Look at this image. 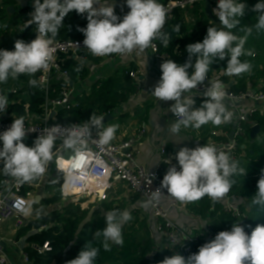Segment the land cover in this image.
Returning a JSON list of instances; mask_svg holds the SVG:
<instances>
[{
  "label": "clouds",
  "instance_id": "9594fccd",
  "mask_svg": "<svg viewBox=\"0 0 264 264\" xmlns=\"http://www.w3.org/2000/svg\"><path fill=\"white\" fill-rule=\"evenodd\" d=\"M94 5H100L99 8ZM130 11L119 17L115 13L114 0H34V12L31 19L24 23V29L35 25L36 37L31 42L16 40L14 50L0 49V83H6L11 77L21 75L34 76L38 71L47 70L54 61L56 49L52 46L66 16L73 10L87 16V26L79 28L83 33V45L94 56L126 54L135 50L143 51L155 39L168 47L171 37L162 31L166 23L167 10L158 0H126ZM247 5L240 0H218L213 13L220 24H210L202 42L186 46L188 60L179 64L167 59L161 64L162 75L151 95L158 101H174L170 111L175 120L169 126L173 135H178L181 127L200 129L211 123L215 126L230 123L233 113L226 107V86L219 79H210L209 86L203 92L206 99L200 107H195L193 90L209 79L210 66L216 61L227 58V67L220 70L222 75L240 76L250 73L252 65L240 60L241 56L254 55L245 49L253 28L257 32L264 30V0H259L252 11L258 14V21L253 26L240 28L243 36L233 32L241 25ZM176 25L174 31L179 32ZM193 57L195 62L193 64ZM146 63L144 64L145 73ZM189 69H192L189 74ZM30 87H38L36 79L29 80ZM9 104L8 98L0 94V113ZM103 115L92 114L80 129H73L63 136V146L71 150L68 158L54 152L55 142L61 138L60 126H54L46 135H39L33 146H27L25 120L21 116L13 119L11 126L0 133V162L6 176L16 178L22 183H31L43 177L51 162L54 161L58 171L63 173L64 188L69 192H80L83 174L81 169L87 155L85 134L91 135V129H97L100 144H109L114 138L118 125L105 127ZM180 170L175 165L168 168L160 188L153 193L158 199L162 189H166L181 202H196L205 196L219 202L231 189L234 175H246L239 161L219 150L213 144H204L196 148L182 147L176 153ZM165 164H170L166 159ZM257 192L252 196V204L264 206V170L257 182ZM147 207L145 203L143 205ZM18 209L25 215L30 214L31 204L25 206L23 201L17 203ZM132 219L129 210L112 209L105 213L106 227L97 230L93 238L103 237L105 251H110L109 241L117 246L123 245L122 227ZM207 225V224H205ZM99 254L96 247H85L78 256L67 264H94ZM159 264H264V225H257L251 234H247L240 223L232 224L231 230L220 231L211 242L199 247L198 252L187 258L180 254L165 257Z\"/></svg>",
  "mask_w": 264,
  "mask_h": 264
},
{
  "label": "built area",
  "instance_id": "2783aa9c",
  "mask_svg": "<svg viewBox=\"0 0 264 264\" xmlns=\"http://www.w3.org/2000/svg\"><path fill=\"white\" fill-rule=\"evenodd\" d=\"M34 2V0H27ZM43 2V0H41ZM196 4L209 5L212 16L213 8L218 4V0H177L170 1L164 7L167 10L166 22L172 18L175 9L182 11L195 6ZM219 20V19H218ZM84 36L78 39H68L63 41H53V47L56 49L54 61L50 63L47 70H41L36 73L38 85L43 89V99L38 105L31 102L28 92L21 91L16 84L9 83L4 85L0 83V94L8 98L9 104L3 113H0V133L6 131L12 124L13 119L24 117L25 129L27 131L23 142L27 146H33L34 140L39 135H46L48 130L54 126H60L62 136L55 142L54 152L58 156L68 158L72 155L71 150L63 146V136L70 131L82 128L87 121L75 122L70 125H61L57 123L56 115L60 109H70L74 106L73 96L75 93L74 82L71 81L67 71L62 70L61 56L78 58L82 52L89 51L83 45ZM158 43L152 42L150 46L152 53L156 58L166 60V56L158 52ZM11 51V50H9ZM130 77L135 78V73L130 72ZM209 79L193 90L194 95L203 96V92L209 86L210 79H218L213 74H208ZM66 80L68 87L65 88L59 97H50L48 94L51 81ZM223 82V81H221ZM72 83V86H70ZM228 88V84L223 82ZM246 91L241 93H230L227 90L225 99L226 107L233 113V125L225 130L224 128L210 129L205 135V144H213L219 150L228 153L232 159L242 162L245 157V150L248 148L251 131L257 123L252 122L251 118L256 112L263 113L264 107L257 108L255 104L264 103V84L259 89L254 88L249 81H246ZM30 99V100H29ZM251 101L253 107L248 109H239V105ZM22 105L21 111L10 110L11 105ZM176 119V118H175ZM231 133L233 135L231 136ZM145 135V129H141L133 135L117 136L109 144H100L97 129H91V135L85 134L84 139L87 143V155L81 169L75 170L78 174H83L80 184V192H69L64 188L63 173L58 171L55 159L51 162L43 177L31 183L19 182L16 178L6 176L0 162V264H14L8 254L5 252L4 243L6 242L1 230L4 226L13 222L15 230L28 224L29 216L21 212L17 203L23 201L25 206L36 205L35 198L42 197L41 202L45 204L48 198L55 196L60 197L61 201L71 203L76 206L89 207L97 202H104L119 184H124L135 196L147 202L154 217L160 223V229L164 239L173 254H180L187 258L190 254L198 252V247L202 246L205 240L215 236L208 230L205 234L193 235L186 228L175 223L170 216L173 209H185L187 202H181L170 194L166 189H162L158 199L153 198V193L160 188L164 175L169 167L175 165L180 170L178 162L172 159L168 147L163 144L159 151L160 164L154 170L145 169L138 161L139 152L137 145ZM2 148V141H0ZM168 159L170 164H165ZM260 178V176H259ZM224 209L226 212H232L235 216L240 217L238 206H235L229 196V192L223 197ZM47 229L42 226L40 230ZM33 230L32 232H34ZM16 242L15 245H18ZM39 254H48L51 247L48 243L41 246H35ZM21 258L24 264H31L28 255L23 251Z\"/></svg>",
  "mask_w": 264,
  "mask_h": 264
},
{
  "label": "trees",
  "instance_id": "16d2710c",
  "mask_svg": "<svg viewBox=\"0 0 264 264\" xmlns=\"http://www.w3.org/2000/svg\"><path fill=\"white\" fill-rule=\"evenodd\" d=\"M177 0H158L163 6L168 2ZM18 4L17 0H4L3 6H0V26L4 23L8 14L7 6L12 7ZM197 8V7H196ZM34 12L33 5H25L20 8L19 15L22 20L14 21L13 25H20L21 28L16 32L17 40L31 42L36 37L35 25H31L24 29V23L31 19V13ZM17 15V14H16ZM15 18V15L13 16ZM86 14L80 15L75 10L70 12L63 21V26L60 28L58 35L54 41H63L68 39H78L83 37V33L79 28L87 26ZM176 25L180 26L179 32L174 31ZM187 24L183 17V11L175 9L172 13V18L167 21L162 29L171 37V42L168 47H164L159 39H155L158 46V52L166 56L167 59H172L174 62L183 64L188 60L186 46L191 44L188 39L189 33ZM199 42V41H198ZM2 50H14V47L6 48L5 44L0 43ZM246 49V48H245ZM247 50V49H246ZM81 55V54H80ZM195 59V57H193ZM245 59L250 61L251 57L245 55ZM249 59V60H248ZM62 70L67 71L72 82L77 83L85 80L89 76V69L86 65L80 63L76 58L69 56H61ZM221 61H216L210 66L208 74L218 73L221 68ZM252 65V64H251ZM131 68L125 70L122 74L121 82L116 85L112 80L95 85L89 94L78 95L74 93V106L70 109H60L57 112V123L61 125H70L75 122L88 121L92 114L97 116L111 113L120 104L127 102L137 92V86L130 77ZM220 81L228 84L226 89L230 93H241L246 91V81L255 86V82L251 77L243 75L235 76L232 82L230 76L220 74L217 76ZM36 79V74L32 77L21 75L20 81L15 83L21 91L28 92L31 102H36L38 105L42 102L44 93L42 87H30L29 80ZM14 80V79H13ZM10 77L4 85L11 83ZM20 83V84H19ZM66 80L51 81L48 94L52 97H59L61 92L68 87ZM29 99V100H30ZM206 99L200 98L201 103ZM22 105H11L10 110L21 111ZM137 118H143V108L135 112ZM123 119V118H122ZM252 122L259 124L260 133L256 136L253 142H250L249 148L245 150L246 160L248 163H239V167L243 168L245 176L242 174L234 175L231 179L234 181L229 193L238 195L244 199V206L238 207L240 217L235 216L232 212H226V209L219 203L211 201L207 196L199 201L191 202L188 208L193 214L202 220H207L210 231L218 234L220 231L231 230L232 224L240 223L247 234L259 224L264 225V206L252 204V196L257 192V182L259 176L264 170V112H256L252 118ZM233 119L230 123L223 124L225 130L233 125ZM58 196L48 198L45 205L50 206L55 204ZM105 204L106 202H102ZM114 204V203H113ZM109 210L118 209L124 211L123 205L117 207L109 205ZM86 214L80 210L79 206L68 203L62 209H53L49 214L38 219L28 222L27 225L20 228L17 232L16 239H24L23 251L28 255L31 264H67V261L76 258L79 252L89 245L99 249V254L94 261V264H159L165 257H171L173 250L165 248L162 252L149 258L152 254V239L149 228L145 221H139L138 227L134 233L122 231L123 245L117 246L109 241L111 250L105 251L103 247L104 240L99 237L94 239L93 234L95 229L90 222H85ZM128 223V222H127ZM125 223V226H127ZM136 223V224H137ZM42 226H47V229L40 230ZM142 229V233L140 232ZM35 230L34 232H32ZM48 241L51 251L48 254H39L35 246H41ZM164 243L167 244L166 240ZM200 247V246H199ZM198 247V249H199Z\"/></svg>",
  "mask_w": 264,
  "mask_h": 264
},
{
  "label": "crops",
  "instance_id": "0c3cea01",
  "mask_svg": "<svg viewBox=\"0 0 264 264\" xmlns=\"http://www.w3.org/2000/svg\"><path fill=\"white\" fill-rule=\"evenodd\" d=\"M17 2H24L25 5H33L34 3L27 0H17ZM240 2H244L247 5L245 15L243 16L244 26L255 25L258 21V14L252 11V8L256 3L259 2V0H240ZM114 4L115 13L121 17V19L130 11L126 5V0H114ZM25 5H22L21 3V6ZM94 7L99 8L100 5H94ZM183 17L185 24L186 22H188L187 24L190 25L193 23V25H191V27H193L191 30L187 28L188 33H192V36L197 34L199 28L205 30L206 33L204 35H206L207 28L210 26V24H214L217 21L220 22L218 19L212 16L209 5L207 4H196L195 6L188 8L187 10L183 11ZM252 33H254V35L257 34L256 38L252 40V36L248 37V40L245 44V48L247 50L250 49L252 52H254V55L250 56L251 59L249 61V63L252 64V69L250 73H243L241 75L244 77L248 76L253 78L255 82L254 88L259 89L262 84H264V30L257 32L256 29L253 28ZM192 38L193 37L190 38L188 36V39L191 40V42H198ZM76 59L80 63L86 65L89 69V76L85 80L74 83V90L78 95L89 94L95 85H101L108 80H112L116 85L117 83L121 82L123 72L130 68L131 71L135 73V78L131 77V79L137 86L136 94L133 95L127 102L116 107L111 113L104 115L105 118L106 116H110L111 118L106 119L107 121L103 123L105 127L112 124L118 125L119 127L115 135L121 137L133 135L139 130L145 129V135L138 143L137 150L139 152L138 162L147 170H154L159 166V151L163 144L167 145L168 150L172 155V159L178 162L176 159V153L182 147L194 149L197 146H203L206 143L205 135L210 129L223 128V126H215L211 123H208L203 125L200 129H194L191 127L184 128L182 126L178 135H173L170 133L169 126L175 120V116L170 111V107L175 102L157 101L156 98L151 95L154 87L157 85L162 75L160 66L163 61L155 57L150 46L143 51L135 50L132 53L110 54L103 57L94 56L90 53V51H86L82 52L80 57ZM244 60H247L245 59V55ZM194 62L195 59H193V64ZM145 63L146 68L144 73ZM226 67L227 64L221 65L222 69H225ZM188 71L189 74H191L192 69H189ZM212 74L216 77L219 76L221 72H215ZM234 78L235 76H231L232 82L235 80ZM203 97L204 96L193 95V98L196 101L195 107H200L201 101L199 99ZM253 106V102L246 101L239 105V109L245 110ZM140 108H143L144 116L142 119L137 118L135 115V112ZM250 142H252V138L250 139ZM245 158L246 156L241 163L245 162ZM116 192L119 193L117 198L123 199L121 202L123 204V209L127 210V207L130 208L129 211L131 212V216L134 217L135 222H146L152 239L153 251L151 256H154L157 253L162 252L163 249L167 248L168 245L164 243L165 239L160 229V223L154 217L150 205L139 197L135 196L122 183H119L114 188L112 194H116ZM209 199L211 200V198ZM232 201L234 202L233 199ZM224 202L225 201L223 198L219 201L223 207ZM145 203L148 205L147 207L143 206ZM190 203L191 202H187V207L185 209L171 210L170 216L173 220H175L177 225L186 228L190 234L202 236L208 230H210L208 227V222L207 220L200 219L191 212V210L188 208ZM235 203L234 205L238 206ZM243 203L244 202H242V204ZM37 204L42 205V202L40 201V203ZM17 232L18 231L15 230L13 222H11L2 228L1 235H3V238L6 240L4 243L5 252L8 254L11 261L14 264H24L21 258V252H23V246H21V243L24 241V239L17 240ZM19 241L20 243L15 245V243ZM13 256H15L16 260L13 258Z\"/></svg>",
  "mask_w": 264,
  "mask_h": 264
},
{
  "label": "rangeland",
  "instance_id": "374dc122",
  "mask_svg": "<svg viewBox=\"0 0 264 264\" xmlns=\"http://www.w3.org/2000/svg\"><path fill=\"white\" fill-rule=\"evenodd\" d=\"M3 1L4 0H0V6H3L2 5ZM21 3H22V5H25L24 2H21ZM21 3L18 2V4H14V6H12V8L14 10L13 14L15 15V18L11 17V16H13V14L8 13L6 16V19L4 20V23L2 24V26H0V43L5 44L6 48H11V46L14 47V43L17 40V38H16L17 33L16 32L19 31L21 26L19 24L13 25V22L16 20L19 21V20L23 19V17L21 15H19V13H16L17 15L15 14V12H19L20 8L23 7V6H21ZM9 7L7 6V9ZM187 23L188 22H186V24ZM215 24H216L215 26L219 27L220 22L217 21ZM191 25H193V23H191ZM191 25L190 24L186 25L189 30H191V28H193V27H191ZM243 27H245L244 26V17L241 18V25L237 29H233V32L235 34H237L238 36H243L244 32L240 31V28H243ZM205 33H206L205 30L199 28L197 34L192 36V33H190L189 37L190 38L193 37L196 41L202 42L204 37L206 36V35H204ZM251 36L253 37L252 38V40H253L254 38H256L257 34L254 35V33H252L249 37H251ZM240 59L243 60L244 56H241ZM221 64H227V58L225 60L221 61ZM19 81H20V77L17 79H14V80L12 79L11 83L13 82V84H15ZM244 161H245L244 163H248V160H246V158ZM118 192H120V191H118ZM118 192H116L117 195L111 193L109 195L108 199L105 200V202H106L105 204H103L102 202H97L96 204H92L87 208L84 207L83 209L79 206L80 210L84 211L86 214L87 218H85V222H90L92 224L93 228L95 229V232L97 230H103L106 227L105 213L107 211H109V209L107 208L108 205L110 207H112V206L117 207L119 205H121V206L123 205L121 203L123 199L117 198V196L119 195ZM229 196H230V198H232L234 200V202H236L235 204L238 205V207L240 205L244 206L245 202H244V199L242 197L235 195V194H232V193H229ZM242 202H244V203L242 204ZM66 204H68V203L61 201L60 198L57 199L55 204L50 205L48 207L43 205V204L42 205H38V204L34 205L33 204L31 206V212L29 214L28 221L30 222L32 220L43 217L44 215H46L47 213H49L51 210H53L55 208L56 209H62V207ZM126 209L129 210L130 208L127 207ZM134 228H139V227H138V224H136L134 217L132 216V219L128 221L127 226H125V224L123 225L122 231H124V233L126 234L127 232H130V230H132ZM134 231L135 230H132L131 233H134ZM140 232L142 233V229H140ZM99 238L103 239L102 236ZM23 245H24V241L21 243V246H23ZM13 258L16 260L15 256H13ZM149 258H152V256L150 255Z\"/></svg>",
  "mask_w": 264,
  "mask_h": 264
},
{
  "label": "water",
  "instance_id": "95a60500",
  "mask_svg": "<svg viewBox=\"0 0 264 264\" xmlns=\"http://www.w3.org/2000/svg\"><path fill=\"white\" fill-rule=\"evenodd\" d=\"M8 12H9L10 14H13V12H14L13 8H12V7L8 8ZM70 86H72V83H70ZM255 106H256L257 108H259V107H261V106L264 107V103L260 104L259 102H257V103L255 104ZM110 118H111L110 116H106V118L104 119L103 122L107 121L106 119H110ZM260 130H261V129H260V126H258V125H257L255 128L252 129V131H251L252 142L254 141V139L256 138V136L260 133ZM232 135H233V133H231V136H232ZM41 198H42V197L37 196V197L35 198L36 203H40ZM215 236H216V235H215ZM215 236H213V237L210 238V239L205 240L204 244L207 243V242H211L212 240H214Z\"/></svg>",
  "mask_w": 264,
  "mask_h": 264
}]
</instances>
